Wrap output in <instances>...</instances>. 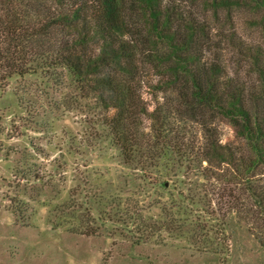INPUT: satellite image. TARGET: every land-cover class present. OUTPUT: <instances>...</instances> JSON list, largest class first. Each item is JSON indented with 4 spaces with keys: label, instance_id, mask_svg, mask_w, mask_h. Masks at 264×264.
Masks as SVG:
<instances>
[{
    "label": "rangeland",
    "instance_id": "obj_1",
    "mask_svg": "<svg viewBox=\"0 0 264 264\" xmlns=\"http://www.w3.org/2000/svg\"><path fill=\"white\" fill-rule=\"evenodd\" d=\"M209 1L175 3L208 32L205 59L220 62L247 89L258 88L255 66L240 46L264 53V12L247 6L215 11ZM142 79L149 113L170 101L159 91L157 69L148 68ZM101 113L95 95L82 94L61 70L0 88V264H264V217L248 186L232 182L225 164L192 163L205 139L202 127L174 112L167 149L164 141L152 140L153 123L144 119L142 134L151 147L134 149L126 159L103 132ZM210 124L224 145L247 153L228 120ZM251 181L264 183V170ZM235 188L242 205L230 213L228 192ZM199 203L213 205L216 214L196 228L197 216L188 218L186 208L197 212ZM60 217L71 224L80 218L84 231L98 234L53 230L50 221ZM155 221L158 230L150 228ZM193 227L213 237L207 253L183 239Z\"/></svg>",
    "mask_w": 264,
    "mask_h": 264
},
{
    "label": "trees",
    "instance_id": "obj_2",
    "mask_svg": "<svg viewBox=\"0 0 264 264\" xmlns=\"http://www.w3.org/2000/svg\"><path fill=\"white\" fill-rule=\"evenodd\" d=\"M175 2L0 0V88L12 79L28 75L65 72L82 94L95 95L102 111L103 132L108 130L114 147L126 159L133 156L134 149L145 146L143 150L148 151L151 147L142 134L144 119L153 123L152 140L164 141L163 146L169 149L167 126L175 112L205 132L198 157L192 160L193 164L198 163L195 168H201L203 162L214 166L225 164L232 182L240 180L243 188L248 186L245 189L252 192L264 217V183L251 181L260 168L264 170V53L259 48L240 46L259 77V87L249 90L229 76L220 62L205 59L208 32L192 16L177 9ZM209 2L215 11L247 6L264 12V0ZM150 67L160 73L159 91L170 96V101L158 105L152 113L141 97L143 74ZM111 111L114 115L107 116ZM218 118L232 124L245 141L247 153L239 155L220 141L217 129L210 124ZM202 176L208 178L203 172ZM228 194L231 213L238 210L242 201L236 196V188ZM213 207L199 203L197 212L186 208L187 216H197L196 228H201L200 219L209 224L216 214ZM161 213L163 223L169 225V212ZM17 219L24 223L21 216ZM50 224L53 230L72 234L88 237L98 234L89 227L84 231L80 218L71 224L60 217ZM159 226L155 221L150 228L158 230ZM212 238L196 232L194 227L188 228L183 236L196 245L198 252L204 253L208 252L206 246Z\"/></svg>",
    "mask_w": 264,
    "mask_h": 264
}]
</instances>
